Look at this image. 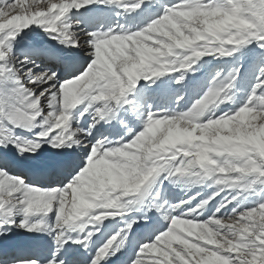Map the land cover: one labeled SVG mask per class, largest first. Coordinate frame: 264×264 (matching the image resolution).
Returning <instances> with one entry per match:
<instances>
[{"label": "snow or ice", "instance_id": "6c2138e0", "mask_svg": "<svg viewBox=\"0 0 264 264\" xmlns=\"http://www.w3.org/2000/svg\"><path fill=\"white\" fill-rule=\"evenodd\" d=\"M97 5L130 21L143 13L146 23L86 31L71 19ZM33 26L65 47H87L90 59L61 79L13 55L12 42ZM235 53L229 71L210 73L187 110L142 103L158 80L181 84L202 58ZM241 68L252 86L242 106L224 111ZM182 101L176 97L181 108ZM120 111L136 113L142 130L128 127L116 139L93 133ZM36 128L31 138L16 133ZM43 144L82 155L61 165L67 183L42 188L13 175L15 160L0 151V235L16 227L47 234L54 245L12 264H76L65 245L84 248L87 264H108L140 228L151 239L128 264H264V0H0V149L12 145L23 157ZM164 181L181 188L175 202L158 201ZM152 209L164 225L151 223ZM116 218L117 229L102 224Z\"/></svg>", "mask_w": 264, "mask_h": 264}, {"label": "bare ground", "instance_id": "6f19581e", "mask_svg": "<svg viewBox=\"0 0 264 264\" xmlns=\"http://www.w3.org/2000/svg\"><path fill=\"white\" fill-rule=\"evenodd\" d=\"M117 11H118V9H116L115 7L103 8L102 6L97 5V6H94L93 10H91V11H85L82 9L81 13L73 14L71 16V19L72 20L79 19L81 21L80 27L86 31H95L97 29L104 30V29L108 28L109 26H115L114 24H116V23H114V20H117V18H119V20H123V16L117 17L115 15L116 14L115 12H117ZM124 16L127 17L128 15L126 14ZM36 27L37 26L33 27L31 29V31L27 30V32L24 31L22 33V43H20V44L17 43L13 47V55L19 56L20 58H24L25 56L28 57L30 60L34 61V63L36 65H38L40 69L50 70V69L57 67V70L54 72H56L57 76L60 77L61 79L70 78L69 74L73 69L82 70V66L86 65V62L90 59L85 55V53L88 51L87 47H85L83 50L65 47L64 45L57 43V41L50 39L49 37H47L44 34H41V33L39 35L36 34ZM30 41L32 42V45H30V44L28 45V42H30ZM33 44H35V45H33ZM20 55H23V57ZM36 57L39 59L38 61L35 60ZM76 58H77V60L75 63H73L72 66L67 64L68 61H75ZM167 79H169V78H167ZM171 91H172V89H171ZM164 95H166V93L164 94V93L158 92L157 97L159 96V98H162ZM144 96L146 97V99L143 100L142 103L148 104V98H150V96L145 95V93H144ZM71 111H70V113H71ZM157 111H158V109H157ZM129 114L131 115V114H133V112H131V111L118 112L117 113L118 118L116 121L113 122V120H111L107 126H105L106 124H103L101 126V128L105 127L102 130L103 131L102 133L103 134L107 133V135L111 136L112 138H113L112 135L119 134L121 132L122 126L125 127V125H127V123H129L128 120H127L128 122H124V120H126L127 117L123 120H122V118L124 117V115L127 116ZM136 115H135V117H136ZM83 121H85V119ZM70 125H72V121H70ZM73 125H74V122H73ZM130 126H127V127H130ZM123 130H124V132L126 131L125 129H123ZM113 139H116V137H114ZM43 148H47L48 151L51 150L53 152H62L64 155L66 154V156H67V153L70 151V148H60V149L55 150L54 148L50 147L48 144L45 145V147H43ZM75 151H76V153H78L76 160H79L82 154L76 149H75ZM54 159H56V158H54ZM65 159L66 158H64V160ZM16 160L18 161L19 158H17ZM58 160H60V159H58ZM17 161H16V163H17ZM56 161L48 160L47 164H45V165L38 164L35 161H33V163L26 162V163H24L22 168H20L19 165H15V167L13 168V171L12 170L11 171H12L13 175L16 172H21V175L23 174L22 176L26 179V181H28L34 185L38 184L39 187H42V188L53 187V186H57V185H63L65 183L64 178L68 177L66 175L67 169L57 167L58 163L53 164V162H56ZM62 161L63 160H60V162H62ZM53 166L57 167L58 170L56 172L52 171V168H54ZM38 171H46L42 175H40L39 180L37 179V177H35L33 175V174H35V172H38ZM60 173H63V176H60L59 175ZM148 213H149V211H148ZM139 215H137V216H139ZM155 216L157 217V224L163 225L164 221L159 218L160 216H158V214H156ZM19 219H20V217H19ZM19 219H17V220H19ZM117 219L118 218H116L115 220L107 219L106 225H109L113 229H117V225H118ZM141 220H143V219H141ZM141 220H139V224H140ZM146 223H148V222L144 221V222H142L141 225H145ZM135 227L136 226H134V228ZM107 233H109V235L111 234L110 232H106V234ZM15 234L16 233L12 232L11 234L7 233L6 235H4L6 243H4V244L0 243V264H9V263L12 264V262L16 259H26V258H35L36 256H46V255H48L49 250L54 247V245L52 243V238L49 235L44 234L42 232H35V231L34 232H27L25 230H21L20 234L19 233L17 235H15ZM104 237H103V239H104ZM145 239H151V236L148 235L146 228L137 229V235L136 236H134V237L131 236L129 239H126V245L127 246L117 255L119 257L118 264H128L130 256L132 254H134L136 248H138L139 242H143ZM99 243H100V238L97 239V244H96L97 247L99 246ZM5 245H8V246H5ZM24 245H28V247H29V253L28 254L24 253V250H22V247ZM65 249H68L67 256L70 258H74L76 261V264H87V261L89 259V253L87 252V256L80 254V251L83 250L84 248H82L78 245H71L70 247L65 245ZM6 251H10L12 253L11 257H5L4 256ZM112 258L113 257H111L110 260ZM123 258L125 260L124 263L121 262ZM110 260H109V262H110ZM65 264H68L67 260H66Z\"/></svg>", "mask_w": 264, "mask_h": 264}, {"label": "rangeland", "instance_id": "374dc122", "mask_svg": "<svg viewBox=\"0 0 264 264\" xmlns=\"http://www.w3.org/2000/svg\"><path fill=\"white\" fill-rule=\"evenodd\" d=\"M166 2H167V0H166ZM153 12L156 13L157 15L159 14V10L157 8H154ZM132 16L135 17V20L130 21L128 16L127 17L123 16V20H119V18H117V20H114V23H116L118 21L119 23L125 24L126 26H129V27L133 26V24H135V26L139 27V26H142L143 23H146V20L144 21V19H143V13H140V14L133 13ZM136 21H140V23H136ZM33 27H35V26H33ZM32 28L28 29V31H31ZM100 30H102V29H100ZM25 31L27 32V30H25ZM22 33L23 32H21V34L19 36H17L15 38V40L12 42V48L17 43L18 44L22 43ZM40 33L46 35L45 32L42 30V28L37 26L36 27V34L39 35ZM46 36L49 37L48 35H46ZM31 41L28 42V45L29 44L32 45ZM33 45H35V44H33ZM254 47H255L254 44H250L247 46V48L241 49V52L247 53L249 49L254 48ZM257 51H259V50L257 49ZM20 56L23 57V55H20ZM240 56H241V53H235L232 58H229L227 60H216V59H213L211 56L202 58L195 65L192 66L193 71H190L185 76V82H183L181 84L176 83L174 78H169L167 76L166 77L169 79H167L166 77L163 78L166 81L163 84H161V82L158 80L156 84H152L150 86V88L145 90V92H144L145 95L150 96V98H148V104H151L153 106V110H157V109L159 110L162 107L175 108L177 111L187 110V108H189L191 106V104L194 102V100L196 98H199V96L202 94L203 90H205L203 86L206 84L207 80L211 78V76L209 74L210 73L214 74V71H216V70H220L226 74L229 71V69L234 65V63L236 62L237 57H240ZM35 60L38 61L39 59L36 57ZM240 62L245 63L244 59H241ZM247 63H251V60L247 61ZM50 70L56 71L57 67L50 69ZM241 73H243V75L238 78L236 85H235V88L233 89V99L231 101H228V102L220 105V108H222L224 111H228L230 109H236V108L242 106L245 99H246V96L248 94V90L252 86V83H253L252 76L249 72L246 71V68H241ZM141 82L140 83L143 84V81H141ZM171 89L173 92L171 91ZM158 92L164 93V94L166 93V95H164L162 98H159V96L157 97ZM177 96H183V101L181 102V104L183 105L182 108L176 102ZM73 111H75V110L73 109L71 112H73ZM70 115H71V113H70ZM135 115H136L135 113H133L131 115L129 114L127 116L124 115L122 120L127 117L126 120H124V122L129 121V123H127V125H125L126 128L124 126H122L121 132L119 134L112 135L113 138L114 137L118 138L119 136L124 135L127 131V128H128L127 126H130V125L132 126V127L131 126L130 127L133 128L134 132L138 133L139 131L142 130L141 119L137 115L135 117ZM117 118H118V115H117ZM117 118H116V120H117ZM116 120L113 119V122ZM88 122L89 121H87V120L82 121V119H81L80 120V127L87 128ZM102 125L103 124H97L96 127L93 129V133H97V130H99V133H102L103 132L102 130L105 128V127L101 128ZM107 125H108V123L105 126H107ZM72 126H75V125H73V122H72ZM123 129H125L126 131L124 132ZM39 131H40L39 128L34 129L33 132H24L21 129H16L17 135H19L21 137H28V138H31L34 133H38ZM104 135H107V133H104ZM99 138H101V137H99ZM110 138H112V137L110 136ZM128 138H131V137H128ZM45 145H47V144H43L41 146V148L39 150H37V153L35 155H30L29 153L26 152L23 157H19L16 155V148L12 147V145H9L8 149H0V151H7L12 158L13 157L15 158V159L13 158L15 160V165H19L20 168L23 167L24 163H26V162L33 163V161L37 162L38 164H43V165L47 164L48 160H52V161L57 160L56 162H53V164L59 163L60 160L63 159L64 154L62 152H53L51 150L48 151L47 148H43V147H45ZM55 150H57V149H55ZM17 158H19L18 161L16 160ZM54 158H56V159H54ZM58 159H60V160H58ZM16 161H17V163H16ZM13 168L11 169L12 171H13ZM15 174L19 175L20 172H16ZM69 178L70 177L64 178V182L67 183V180ZM36 186H39V185L36 184ZM197 190L198 189L194 188L192 191H197ZM211 191H212V189L208 188V189H206L205 194L208 192H211ZM182 195H183V192L179 186L171 184L168 181H164L163 186L160 188V196L158 197V201L159 202L168 201L169 203H172V202H175V200ZM253 199H254V197H253ZM144 210L145 209H143V208L141 209V211H144ZM149 212L150 213H147V214L149 215L151 220L153 219L152 221H154V224H157V221H156L157 217L156 216L151 217V215H153V214L156 215L158 213H156L154 209H152ZM139 214H140L139 212L131 213V215H135V216H137ZM158 216H160V215L158 214ZM159 218L161 219V217H159ZM17 219H19V216H17ZM117 220H118L117 228H119V227H121L122 222L119 221V218ZM144 221L145 220H141L140 225ZM106 223H107V219L102 222L103 225H106ZM164 223H163V225H164ZM21 230H23V229L12 227L10 230L7 231V233L11 234L12 232H14V233H16L15 235H17L18 233L20 234ZM105 231L106 230L102 227V232H105ZM106 235L108 236L109 233H107ZM106 235H104L105 236L104 239L107 238ZM131 236L132 235L130 234L129 238ZM99 238H100V234L98 233L97 236L94 237V239L97 240ZM129 238H126V239H129ZM148 240H150V239H148ZM0 243H3V244L6 243L4 235H0ZM5 246H8V245H5ZM126 246L127 245H125V247ZM119 253L120 252H118L116 254V256ZM8 257H11V254Z\"/></svg>", "mask_w": 264, "mask_h": 264}]
</instances>
